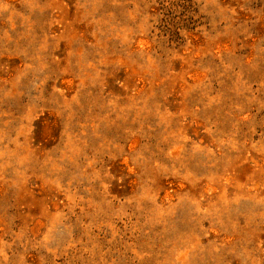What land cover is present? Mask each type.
I'll return each mask as SVG.
<instances>
[{
	"label": "rangeland",
	"instance_id": "obj_1",
	"mask_svg": "<svg viewBox=\"0 0 264 264\" xmlns=\"http://www.w3.org/2000/svg\"><path fill=\"white\" fill-rule=\"evenodd\" d=\"M0 264H264V0H0Z\"/></svg>",
	"mask_w": 264,
	"mask_h": 264
}]
</instances>
